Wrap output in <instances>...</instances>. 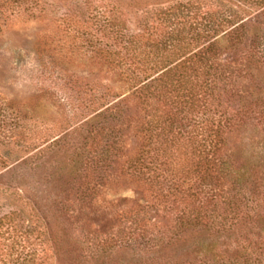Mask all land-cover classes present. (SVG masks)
Returning a JSON list of instances; mask_svg holds the SVG:
<instances>
[{
  "label": "rangeland",
  "instance_id": "rangeland-1",
  "mask_svg": "<svg viewBox=\"0 0 264 264\" xmlns=\"http://www.w3.org/2000/svg\"><path fill=\"white\" fill-rule=\"evenodd\" d=\"M30 1L10 3L0 30V264H264V63L248 57L261 10L237 8L249 34L220 59L242 72L208 97L240 119L224 135L233 204L218 203L221 226L180 227L192 202L168 197L167 165L158 176L144 155L158 142L139 131L155 104L131 93L120 39L88 19L116 12L123 40L139 37L175 0Z\"/></svg>",
  "mask_w": 264,
  "mask_h": 264
},
{
  "label": "trees",
  "instance_id": "trees-1",
  "mask_svg": "<svg viewBox=\"0 0 264 264\" xmlns=\"http://www.w3.org/2000/svg\"><path fill=\"white\" fill-rule=\"evenodd\" d=\"M16 1L0 0V30L10 3ZM241 5L259 8L264 16V0H175L144 18L142 35L125 40L116 12L113 16L95 8L88 14L91 24L100 28V41L105 36L116 42L120 39L125 47L121 58L128 64L131 93L146 106L155 104L151 118L139 131L149 145L158 142L144 155L151 158L158 176L162 175L159 166L167 165L172 178L166 185L168 197L192 202L190 209L177 214L180 227L221 226L218 203L233 204L222 181L223 176L233 178V169L224 158V135L240 126V119L235 122L233 117L211 111L208 97L213 98L219 84L234 86L233 73L242 72L235 63L220 59L225 49L243 44L249 34L246 18L237 9ZM252 35L248 57L263 64L264 33ZM113 51L112 62H116L119 54L111 49L110 56ZM119 104L105 109L119 110ZM156 181L160 190L162 183Z\"/></svg>",
  "mask_w": 264,
  "mask_h": 264
}]
</instances>
